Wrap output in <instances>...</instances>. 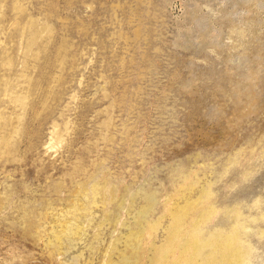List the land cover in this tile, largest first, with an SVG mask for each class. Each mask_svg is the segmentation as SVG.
I'll return each instance as SVG.
<instances>
[{
	"label": "rangeland",
	"instance_id": "374dc122",
	"mask_svg": "<svg viewBox=\"0 0 264 264\" xmlns=\"http://www.w3.org/2000/svg\"><path fill=\"white\" fill-rule=\"evenodd\" d=\"M133 225L139 264L229 225L213 259L264 264V0H0V264H117Z\"/></svg>",
	"mask_w": 264,
	"mask_h": 264
},
{
	"label": "bare ground",
	"instance_id": "6f19581e",
	"mask_svg": "<svg viewBox=\"0 0 264 264\" xmlns=\"http://www.w3.org/2000/svg\"><path fill=\"white\" fill-rule=\"evenodd\" d=\"M93 192V190H92ZM99 192V191H98ZM94 194V192H93ZM95 194H97V191H95ZM98 195H96L97 197ZM90 198V197H89ZM96 199V198H95ZM94 199V201H95ZM89 201V200H88ZM90 202V201H89ZM232 209V208H231ZM235 209L236 207H234L233 210V214H235ZM178 221V220H177ZM136 222V221H135ZM179 223V222H178ZM198 224V223H197ZM196 224V225H197ZM226 224V223H225ZM234 224V222H233ZM138 225V224H136ZM227 225V224H226ZM178 226V225H177ZM180 226V224H179ZM203 226V225H202ZM145 227V226H144ZM197 227V226H195ZM202 229V228H201ZM200 229V230H201ZM140 228L135 227V225H133V228L129 229V232H126V236H125V241H124V248L122 250H119V252L116 255V260H117V264H139V258L140 256H138L139 254V249L141 248V240H142V234L141 232H139ZM144 230V229H143ZM180 227H177L176 229L173 230V233L171 232V239H174L176 237H178V235L180 234ZM241 230V229H239ZM196 231V229H195ZM77 231H73V233H75ZM195 233V232H194ZM197 233V232H196ZM203 238L205 240L206 243H212L211 247L209 249H205L206 252L205 254V259L209 260V262H205L204 264H222V258L224 256V251L220 252L217 256L216 259H213V255L215 254L216 251V246L219 245L218 243L220 242L221 244L223 243V240L225 239H232V234H233V225H229V227L227 229L225 228H217L214 231H211L210 229L207 228H203ZM217 235V237H215ZM239 235H240V239H239ZM187 236V234H186ZM242 233L240 231V233H237L235 235V241L234 243L229 244L228 249L231 251V258L230 260H226V262H229L230 264H248L247 260L245 262V251H244V243H243V238H242ZM181 238V237H180ZM186 238V237H185ZM123 239V240H124ZM180 240V239H179ZM168 242V241H167ZM173 242V241H171ZM123 244V242H122ZM171 244V243H170ZM167 244V245H170ZM62 245V244H61ZM59 245V247L61 246ZM172 245V244H171ZM171 247V246H170ZM181 247V246H180ZM224 248V247H223ZM56 249V248H55ZM170 249V248H169ZM177 249V248H176ZM203 249V248H202ZM164 250V249H163ZM171 250V249H170ZM225 250V249H224ZM187 251V250H185ZM160 252V251H159ZM175 252V251H174ZM203 252V251H201ZM218 252V251H217ZM188 254V251H187ZM192 254V253H191ZM161 255V254H160ZM182 255V254H181ZM249 255V254H248ZM169 256V255H168ZM171 257V256H170ZM187 257V256H186ZM115 258V257H114ZM156 258V257H155ZM166 258V257H165ZM183 258V256H182ZM160 259V258H159ZM164 259V258H163ZM185 259V258H184ZM189 259V258H188ZM199 259V257H198ZM202 259V257H201ZM115 261V260H114ZM198 261V260H196ZM113 262V261H111ZM165 262V261H164ZM164 262H162V264H164ZM171 262V261H170ZM185 262V261H184ZM187 262V261H186ZM191 262V261H190ZM203 262V261H201ZM160 263V262H159ZM158 263V264H159ZM173 263V262H171ZM177 263V262H176ZM197 263V262H196ZM113 264V263H112ZM186 264V263H185ZM188 264V262H187ZM225 264V263H224Z\"/></svg>",
	"mask_w": 264,
	"mask_h": 264
}]
</instances>
